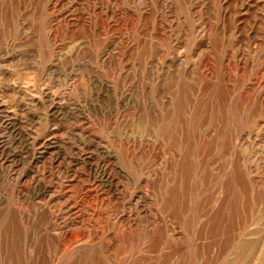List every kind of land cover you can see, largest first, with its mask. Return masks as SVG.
I'll return each mask as SVG.
<instances>
[{
    "label": "rangeland",
    "instance_id": "rangeland-1",
    "mask_svg": "<svg viewBox=\"0 0 264 264\" xmlns=\"http://www.w3.org/2000/svg\"><path fill=\"white\" fill-rule=\"evenodd\" d=\"M43 88L136 187L0 142V264H264V0H0V103Z\"/></svg>",
    "mask_w": 264,
    "mask_h": 264
},
{
    "label": "built area",
    "instance_id": "built-area-1",
    "mask_svg": "<svg viewBox=\"0 0 264 264\" xmlns=\"http://www.w3.org/2000/svg\"><path fill=\"white\" fill-rule=\"evenodd\" d=\"M44 90L41 91L39 99L44 111L43 120L46 122L41 135H36L31 130L30 123L35 119L34 115L30 117L28 114H23L22 117L16 118L10 106L4 103L7 108L2 111L6 116L2 118L1 114L0 118L1 121L8 120L11 129L8 131L1 127L3 130L1 137H5L8 141L7 150L17 153L14 160L7 159L4 146L0 144L3 148L4 162L18 166L21 172L39 166L45 159H49L52 166L63 169L75 163L76 169L80 170V174L86 180V185H93L103 191L130 190L133 192L136 186L130 184L123 174L117 172L114 178L110 177L109 172L105 170V163L112 156L99 141L93 143L85 132V121L89 119L91 111L96 113L97 109L87 105L86 102L81 105L66 104L59 100V97ZM43 187L30 191L28 198L37 202L40 197H43L44 192L47 196L48 190L45 186Z\"/></svg>",
    "mask_w": 264,
    "mask_h": 264
},
{
    "label": "bare ground",
    "instance_id": "bare-ground-1",
    "mask_svg": "<svg viewBox=\"0 0 264 264\" xmlns=\"http://www.w3.org/2000/svg\"><path fill=\"white\" fill-rule=\"evenodd\" d=\"M28 82V81H27ZM43 89H47L52 95H55L56 96V94H54L51 90H49V88H43ZM42 89V90H43ZM10 90V89H9ZM31 90V89H30ZM41 90V91H42ZM32 91V90H31ZM34 93V92H33ZM38 93H39V91H38ZM36 94V93H35ZM40 94V93H39ZM22 95H24L25 96V94L24 93H22ZM20 96V95H19ZM24 96H23V99H24ZM58 96V95H57ZM59 97V96H58ZM34 98V97H33ZM35 98H37V97H35ZM23 99L21 98V100H19L20 102V105L21 106H23V114L24 115H27L28 113H32V115H34L33 117L35 118V119H37L38 121H39V119L42 117L43 118V116H44V111H43V107L40 105V102L39 101H37V103H34V104H32V105H29V106H27V104H26V102L25 101H23ZM38 99V98H37ZM59 100H64V99H62V98H60L59 97ZM23 101V102H22ZM25 102V103H24ZM0 107L4 110L5 108H7L6 107V105H4V104H1L0 105ZM4 114V112L2 113V115ZM43 114V116H41ZM1 115V114H0ZM40 115V116H39ZM6 116V114H4V116H2V118L3 117H5ZM0 121H1V119H0ZM42 121V120H41ZM40 121V122H41ZM2 122V124H3V126L2 125H0L1 127H4V128H6L8 131L10 130V122L8 121V120H4V121H1ZM1 122H0V124H1ZM38 124V123H37ZM34 139V138H33ZM0 142L2 143V145L4 146V149H5V156H6V158L7 159H11V160H14L16 157H17V153H15V152H10V151H8L7 150V144H8V141H6V138L5 137H0ZM260 241V240H259ZM253 246V245H252ZM260 246V245H259ZM259 248V247H258ZM252 252V251H251Z\"/></svg>",
    "mask_w": 264,
    "mask_h": 264
}]
</instances>
